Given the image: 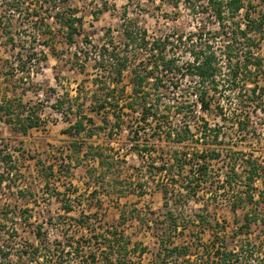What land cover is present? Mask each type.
Segmentation results:
<instances>
[{"label": "rangeland", "instance_id": "rangeland-1", "mask_svg": "<svg viewBox=\"0 0 264 264\" xmlns=\"http://www.w3.org/2000/svg\"><path fill=\"white\" fill-rule=\"evenodd\" d=\"M58 1L50 0L46 3V0H0V14L7 16L3 25L6 28L10 26L16 34L18 48L23 45L29 52L44 50L48 56L45 66L38 63V58L35 59L36 62H28L30 74L27 71L7 74L10 64L5 60L16 53L18 48L13 50L11 45L0 42V103L3 96L16 98L30 103L36 110L39 109L42 117L38 129L31 128L26 134L0 121V172L5 178L4 183L0 185V249L5 250L9 241L15 242L19 249L12 254V262L6 258L2 261L0 257V264H94L93 261L95 264H102L105 262L104 250L109 247L105 245L108 240L104 241L101 235L110 238L115 230H122L132 240V246H137L139 251L147 248L140 259V254L135 256L132 253V264H152L157 261L156 240L152 236L153 233L146 228L145 222L158 214L162 217L160 220H163V214L168 210L164 206L161 189L166 177H163L164 173L149 172L154 164L160 166L176 148L185 152L210 151L215 143L213 130L218 129L223 139L222 145H219L223 148V157L238 151L253 153L259 158V165L264 167V37L259 32L250 33V36L255 38V43H252L250 40L243 41L241 33L238 32L237 38L240 39L235 40L236 29L233 20L244 27L247 22L246 9H242L235 19H232V16L227 17V23L221 26L212 9L207 8V2L199 5V9L195 11L185 0H69V5L77 9V15L83 18L82 34L76 36L74 44H69L66 42L65 33L58 29L59 24L56 22L55 14L61 4ZM249 1L253 5L248 8L250 18L264 12V0H244L246 4ZM43 18L45 19L42 22ZM45 23L54 27V39L51 44L55 53L49 45L42 43L45 38L51 36L45 31ZM131 25L138 31H145L149 45L142 48L136 45L129 47L131 57L129 71L124 77L125 95H129L132 89L130 70H145V67L153 66L154 41L169 38L167 52L169 55L175 54L176 62L173 72L165 73L161 77L162 84H167L162 87V91H165L162 100L167 102L181 99L182 96L191 98V93L194 92L192 85L197 78L184 76L188 62L193 59L190 51L195 45H199V50H207V38L211 40V50L218 55L219 62L227 61V51L232 47L233 60L249 64L248 70L251 73L248 71V81L245 82L248 86H243L241 91L243 93L245 89L246 94H251L249 89L253 88V82H258L259 91L254 99L247 103L246 108L252 111L256 130L253 125V128H250L252 133L246 137L240 134L233 124L239 98L236 90L229 91L226 86L219 88L211 97L212 106L208 112H195L188 118L193 119L191 124L195 134L200 132L196 128L199 120L203 119L210 124L208 128L213 130L204 129L203 141L199 140L198 135V139L193 136L182 145L170 144L171 141L166 135V132L177 128L184 120L182 115L173 111L167 112V109H164L159 112V119L154 118L144 123L140 122L139 112L124 111V117L130 120V123L122 127L112 125V114L109 115L111 120L105 124L103 115L88 112L94 116L98 125L106 128L98 129V133L88 138L87 143L111 147L113 152H116L115 155L117 154L116 165H108L111 161L109 158L105 159L104 164H99L94 156L84 157L82 153L76 152L73 164L77 165L71 169V173L68 174L65 168L62 169L61 162L65 155L71 153L68 148L75 139L67 131L69 119H76L74 112L79 102L86 100L85 109L89 108L92 103V91L97 90L92 81L95 77V60L86 59L85 56V50L88 52L92 47L86 45L85 39L88 38L98 48L103 42L114 41L123 53V30ZM22 31H25V34H22ZM31 46H34L36 51H33L35 49ZM26 52L28 51H25L24 55ZM40 56L41 53L38 52L36 57ZM10 60L15 66L19 62L17 58L14 60L13 56ZM257 60L260 61V66L255 65ZM81 64L84 65V71L80 70ZM163 80L166 83H163ZM79 82L83 83L81 101L74 99ZM171 82H179L180 88L172 89ZM103 92L106 91L97 90L98 98ZM58 99L63 100L60 111L54 107ZM17 100L13 105L16 111L20 108ZM71 104L75 109L69 111ZM256 104L262 109L253 113ZM223 113L226 115H222ZM161 119L164 122H161ZM142 141L145 143L142 146L146 149H142L140 155L134 144ZM84 148L86 150V147ZM8 154L12 156V162L4 164L3 156ZM223 157L211 162L209 182L201 186L197 197H192L188 203L181 199L176 205L170 199L169 207L173 208L178 218L179 231L186 228L188 234L200 233L202 229L198 221L201 214L206 221L203 238L207 243L210 244L208 241L212 237L211 234H217L218 243L228 250L241 248L250 241L251 245L256 247L252 264H264V223L253 222L248 232L237 233L247 212L260 218L264 217V199L261 198L264 193L257 195V200L249 201L243 194L248 181L246 183V179L239 177H236V180L242 182L235 184L234 191L224 187L226 181L222 180L225 178V172L229 170L230 163L224 161ZM49 166L53 167L51 176ZM244 166L246 165L238 166L239 172H243ZM189 170L187 166L184 172ZM139 180L145 185L142 190L137 187ZM253 184L264 192V174L262 179H256ZM59 190L69 192L70 197H59ZM233 196H236L235 202L240 204L236 210H232L230 206ZM70 198L75 207L68 213L65 206L69 204ZM173 199L176 200L172 197ZM168 219L167 231L174 233L171 218ZM38 230L41 235H37ZM184 242L181 238L177 240L179 244ZM47 244L53 249L49 256L41 253ZM17 252H24L21 259L17 258ZM96 255L99 256L97 259ZM240 264H244L243 261H240Z\"/></svg>", "mask_w": 264, "mask_h": 264}, {"label": "trees", "instance_id": "trees-1", "mask_svg": "<svg viewBox=\"0 0 264 264\" xmlns=\"http://www.w3.org/2000/svg\"><path fill=\"white\" fill-rule=\"evenodd\" d=\"M47 1L50 0H46V3ZM58 2H61L55 14L57 19L56 22L59 24L58 29L65 33L67 43L74 44L76 42V36L82 34L83 18L77 15V9L69 5V0H59ZM185 2L195 11L196 9H199V5L207 2V8L209 7L212 9L221 26L227 23V17L232 16V19H235L237 14L242 9H246L245 16L247 17V22L244 27L237 21L233 20L236 29L234 32L235 40L239 41L240 39L237 38L239 37L238 32L241 33L243 41L250 40L252 43H255V38L250 36V33L259 32L264 37V12H260L259 16L255 18H250V10L248 8L253 7L251 1H249L248 4H246L244 0H185ZM34 14L39 15L36 12H34ZM5 18L7 19V16L0 14V42L5 45H11V48L15 50L18 48L16 43V34L11 30L10 26V28H6V26L3 25ZM44 19L45 18H43L42 22ZM8 24L10 25V22H8ZM44 25L47 27V30L45 31L50 33L51 36L45 38L42 43H44V45H49L53 53H55V48L51 44L54 39V27L49 23H45ZM123 33L125 36V40L123 42V53L120 52L118 46L114 44V41L103 42L98 48L97 45L94 46L92 44L93 42L89 41L88 38L85 39L86 45H90L92 47V49H89L88 52L85 50L86 59L93 58L95 60V64L93 66L95 71V77L92 79L93 85L97 87V90L102 89L106 92H103L102 96L98 98L97 90L92 91V103L88 106L89 108L85 109L87 104L86 100L84 102H79L74 112L76 119H69L70 125L67 131L75 139L68 148L71 153L65 155L63 158L64 160L61 162V168H65L68 174H70L71 169L77 165L76 163L73 164L76 152L82 153L84 157L94 156V158L98 159L99 164L101 162L104 164L105 159L109 158L111 161L108 162V165L111 163L112 166L116 165L117 154L115 155L116 152L114 153L111 147L87 143V139L94 137V135L98 133V129L106 128V126L98 125L94 116L90 115L88 112L103 115L104 117L102 119L105 124H108L111 120L109 115L112 114L114 116L112 125L114 127H122L124 125L128 126L130 123V120H127V118L124 117L127 111L131 113L139 112V119L142 123L146 122L150 117H157L159 112L164 111V109L170 111L172 105H174L176 112H183L186 117H188L187 115H189L188 113L191 111V104L187 102L188 100L176 99L173 103L163 102L162 100V97L165 96V91H162V87L165 86L162 84L161 77L165 73L173 72V66L176 62L175 54L169 55L167 52L168 42L170 41L169 38L157 39L154 41L153 44L155 48L153 46L154 54L152 55L155 62L153 66H150V68L145 67V70L135 68L130 70V83L132 85V89L129 95H125L126 86L124 84V77L126 72L129 71V60L131 57L129 54V47L133 45L139 46L140 48H142V46L148 47L149 43L146 40L145 31H138L132 25L126 26ZM22 34H25V31H22ZM4 38L5 40H1ZM34 39L36 40L37 38ZM180 39H182V37H180ZM195 41L199 43L198 40ZM205 41L209 44L207 50H199V45H195V47L191 49L190 55L193 59L192 62H188L186 67L187 73L184 74V76L189 75L191 78H199V81H196L193 87L194 89L200 91V100L202 101L203 109H209L211 101L208 90L206 89V83H211V87L216 90L219 83L223 82L227 83L234 91L236 90L239 98L238 108L242 110V113H244L243 110H245V107L248 105L247 103L254 99L257 92L256 82H253L255 83V86L250 89L251 94L248 95L244 93V90L242 93V86L240 85V81H238L240 74L243 75L241 79L244 80V83L248 81L246 78L249 71V64L245 62L241 63L239 60L234 61V50L232 47L227 51V61L221 60L219 62V59H217L218 55L214 50H211V40H207V38H205ZM31 48L35 49L34 46H31ZM25 51L28 52L24 55ZM33 51H36V49ZM38 52L41 53L40 57H36ZM90 54L92 56H90ZM12 56L14 57V60L16 58L19 60L16 66L15 63L10 60ZM10 58L5 60L7 64H10L6 73H10L12 75L16 74L17 71H27L28 74H30L27 63L31 61L36 62L37 60L35 59L37 58L38 63L42 66H45L48 60V56L44 50L29 52V50L23 45H21L17 52L11 55ZM255 65L260 66V61H255ZM80 67V70L84 71V65L81 64ZM249 73H251V71H249ZM171 84L173 89H177L180 85L179 82H172ZM82 89L83 83L79 82L76 88L77 94L74 98L75 100H83L81 97ZM68 95L69 94H67V97ZM16 100V98L3 96L2 102L0 103V120L10 124L14 130L23 134H26L32 127H39L42 121L39 109H34L30 103L27 104L26 102H22V100H17L20 108L16 111L13 109L14 101ZM62 104L63 100L58 99L57 104H54V107L60 111V106ZM72 109L75 108H73L71 104L69 106V111H72ZM251 119V115L248 113L243 118H240V129L247 130L252 123ZM250 131L251 130L249 129V132ZM173 134L175 135L173 136ZM193 135L194 133L189 128V125H186L181 129H170L167 133V138L172 141L173 145L175 143L182 145L185 141L193 137ZM218 136L219 134L216 133L214 139H218ZM144 144L145 143H143V141L134 144V147L137 148V153L140 155L142 154V149H146L142 146ZM84 147H86V150ZM219 156L220 152H218L216 148H211V150L207 152H200L197 150L191 153L185 152L180 148H176V150L172 151L170 157L166 161L162 162L160 166H156L154 164L153 169L149 170L151 174H165L166 179L163 182L164 185L161 186V189L165 200L164 206L168 208L167 212L163 214V220H160L162 217H160L159 214L154 218L153 236L156 238L157 252L155 255L157 257V261L152 264H240V261H243L244 264H252L254 261L253 255L256 247L253 244L251 245L250 241L245 246L242 245L241 248L228 250L223 244L220 245L218 243L217 234H211L212 237L208 241L210 244L207 243V240H204L203 238V230L205 229L204 225L206 224V221L204 220L205 217L201 214L199 215L198 221L199 226L202 229L200 233L196 235H193L192 233L188 234L185 231L186 228L179 231L178 218L175 215L173 208L169 207L170 199V201L176 205L177 203H180L177 201H180L181 199L188 203L192 197L198 196L201 186H203L204 183L206 184L209 182V173L212 171L211 162L218 159ZM11 158L12 156L8 154L3 156L2 161L4 164H8L9 161L12 162ZM259 161V158L254 156L253 153L246 154L244 151H238L237 153L235 152V154L229 156V159L226 162L228 164L230 163V167L229 170L225 172V180H222L223 182L226 181L224 187H228L230 189L232 188L234 191L235 184L239 185L242 182L241 180L237 181L236 177L246 179V183L248 181V184H246L247 188L243 194L246 195V198L249 201H253L254 199L257 200V195L260 196L261 193H264L261 190H258L259 188L256 187V184H253L256 182V179H262V175L264 174V167L259 165ZM239 165H246L243 169L244 174H242L243 172H239ZM187 166L190 170L188 172H184L186 171ZM49 168V176H51L53 167L49 166ZM4 181V174L0 172V185H2ZM138 185L142 187L143 183L139 180ZM57 193L61 198L64 196L70 197L69 192L66 191L60 192L59 190ZM172 197L176 198V200H172ZM235 198L236 196H233V201L230 204L232 210H236L240 205L235 202ZM243 198L245 197H242V199ZM261 198L264 199V195L261 196ZM259 201L262 200L259 199ZM74 207V203H72V199L70 198L69 204L65 206V209L68 213H70L73 211ZM168 218H171V226L175 229L174 233L167 231L169 228L166 224L169 220ZM256 221L264 223V217L262 216L260 218V216L258 217L256 214L252 215L250 212H247L244 215L243 222L238 227L237 233L248 232L252 223ZM213 233L215 232L213 231ZM37 235H41L40 230L37 231ZM101 238L104 241L105 239L108 240V244L105 245L109 247L104 250L103 257H105V262L102 264H132V253H134L135 256L140 254L138 257L140 259L144 256L147 249L143 248L139 251L137 246H132V240L127 237L122 230H115L111 233L110 238H105V236L103 237L102 235ZM180 238L181 240H185L184 244L177 243V240ZM63 244L65 245L66 242H63ZM5 248V250H2L3 248L0 249V251L3 252H1L0 257L2 261L6 258L8 261L12 262V254L14 251H18L19 249L13 241H9L5 245ZM51 251H53L52 246L47 244L41 253L45 256H49ZM17 253V258L21 259L24 252ZM97 257L99 256L96 255V259ZM2 261L0 260V262ZM92 263L95 264L94 261ZM141 263L142 262H139L138 264Z\"/></svg>", "mask_w": 264, "mask_h": 264}, {"label": "built area", "instance_id": "built-area-1", "mask_svg": "<svg viewBox=\"0 0 264 264\" xmlns=\"http://www.w3.org/2000/svg\"><path fill=\"white\" fill-rule=\"evenodd\" d=\"M187 77H189V75H186ZM243 77V75H239V78H238V81H240V85L243 87H247L248 86V83H244V80H242L241 78ZM197 78V77H196ZM196 81H199V78H197V80H195L194 81V84H195V82ZM163 83H166V81L164 82V80H163ZM172 83V82H171ZM257 83L258 82H256V86H257ZM193 84V85H194ZM207 85H206V89L208 90V93H209V98H210V108H211V106H212V96L214 95V94H216L219 90V88H222L223 86H226V87H229V91H232L233 89H231V87L227 84V83H223V82H220L219 83V85H218V88L215 90V89H213L212 87H211V83H206ZM166 85L167 84H165V87H166ZM193 85H192V88H193V91L194 92H192L191 93V98H187V96L186 97H184V96H182L181 97V99L180 98H178V100H188L187 102L189 103V104H191V111L188 113L189 115H187L188 117H186L185 116V114L182 112V113H178V112H176L175 111V109H174V105H172V108L170 109V111L172 112H175V113H177L178 115H182V117L184 118V120L180 123V125L177 127V128H173V130H175V129H181V128H183V127H185L186 125H189V128L192 130V132L194 133V137H196V139H198V135H200V138H199V140L200 141H203L204 140V137L202 136L204 133H205V131H204V129H208L209 131H210V129L211 128H208V126L210 127V124L209 123H207V120H205V119H203V120H199V123L197 124V128H196V130H199L200 132H197V134H195V130H194V128H193V126H192V120L193 119H188V118H190V117H192V115L191 114H194L195 112H197V113H203V114H205L206 112H208L209 110H210V108L209 109H203V104H202V101L200 100V91L199 90H197V89H194V87H193ZM199 85V84H198ZM240 86V87H241ZM255 86V83H253V87ZM171 88H172V84H171ZM178 88H180V85H179V87ZM177 88V89H178ZM173 89V88H172ZM176 90V89H175ZM218 90V91H217ZM249 91H250V89H249ZM256 91H259L258 90V88H256ZM251 92V91H250ZM220 93H221V91H220ZM244 93H246V90L244 89ZM257 93V92H256ZM174 100H176V99H172V100H168L167 102H171V103H173L174 102ZM193 103V104H192ZM248 106V105H247ZM247 106L245 107V110H243V112L244 113H242L241 111V109H239L238 108V106H237V108H236V110H235V114L233 115V124L234 125H236V127H237V129L239 130V132H240V134H242L243 136H246V137H248V135H250L251 133H252V131H250L249 132V129L250 128H253V125H254V127H255V124H256V122L254 123V120L253 119H251L252 120V123H251V125L248 127V129L247 130H241L240 129V127H239V120H240V118H243L247 113L248 114H250L251 115V118H252V111H249V110H247L246 108H247ZM196 108L195 110H193L192 108ZM255 107L256 108H254V110H253V113L254 112H257L258 113V111H260L262 108H261V106H257V104L255 105ZM168 112V111H167ZM169 114V113H168ZM222 115H226L225 113H223ZM194 116V115H193ZM185 118H187V119H185ZM151 119H154V117H150L147 121H149V120H151ZM155 119H159V118H157V117H155ZM199 119V118H198ZM161 122L163 121L162 119L160 120ZM164 122V121H163ZM216 126V125H215ZM211 130H213V129H211ZM255 130H256V127H255ZM215 133L213 134V140H214V136H215V134L216 133H218L219 134V136H218V139H215V143H213L214 145L212 146V148H216V150L218 151V152H220V156L218 157V159H216V160H219V159H222V157L224 156L223 155V148L222 147H220L219 145H222V143L223 142H221L223 139L221 138V132L219 131L218 132V129L216 130V129H214L213 130ZM253 133H254V131H253ZM166 135H167V133H166ZM175 134H173V136H174ZM164 137H165V135H164ZM170 144H172V141H171V143ZM198 151H200V152H203L204 150H198ZM208 150H206V152H207ZM191 153V152H190ZM190 155V154H189ZM228 159H229V156L228 155H225V157H223V160L224 161H228ZM166 161V160H165ZM163 177H165V174L163 175ZM134 185H136V184H134ZM144 186L145 185H143L142 187L141 186H137V187H139L141 190L142 189H144ZM143 192H141V194H142ZM124 224V223H123ZM123 224H121V225H123ZM145 226H146V228L148 229V231L149 232H151V233H153V228H154V218H149V219H147L146 220V222H145ZM152 236H153V234H152ZM154 237V236H153ZM155 238V237H154ZM155 240H156V238H155Z\"/></svg>", "mask_w": 264, "mask_h": 264}, {"label": "crops", "instance_id": "crops-1", "mask_svg": "<svg viewBox=\"0 0 264 264\" xmlns=\"http://www.w3.org/2000/svg\"><path fill=\"white\" fill-rule=\"evenodd\" d=\"M3 124H6V122L0 120ZM32 128H35V129H38V127H32Z\"/></svg>", "mask_w": 264, "mask_h": 264}]
</instances>
